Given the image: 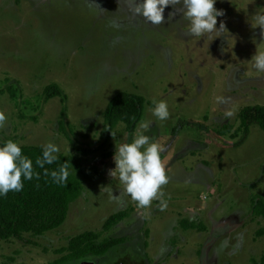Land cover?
I'll use <instances>...</instances> for the list:
<instances>
[{"label": "rangeland", "instance_id": "rangeland-1", "mask_svg": "<svg viewBox=\"0 0 264 264\" xmlns=\"http://www.w3.org/2000/svg\"><path fill=\"white\" fill-rule=\"evenodd\" d=\"M132 6L0 0V111L7 116L0 145L56 143L59 156L79 158L82 171H71L84 188L58 230L0 242V264H55L59 250L85 232L122 243L73 264H257L264 255V219L252 213V199L264 200V131L253 125L234 146L243 136L241 112L264 108V73L251 63L264 51V29L252 18L264 13V0H217L224 13L217 28L222 22L225 30L202 37L189 36L179 14L168 23L172 8L154 26ZM49 87L60 96L48 98ZM120 93L145 99L143 118L131 132L120 124L107 140L104 112ZM160 100L169 107L165 121L152 115ZM225 127L230 132L218 140ZM137 134L164 148L165 210L158 200L139 208L118 170L110 175L116 147ZM118 213L128 217L104 231Z\"/></svg>", "mask_w": 264, "mask_h": 264}, {"label": "clouds", "instance_id": "clouds-1", "mask_svg": "<svg viewBox=\"0 0 264 264\" xmlns=\"http://www.w3.org/2000/svg\"><path fill=\"white\" fill-rule=\"evenodd\" d=\"M216 3L217 0H132L133 6L130 11L145 23L158 26L166 22V9L172 8L173 11L169 12L167 17L168 23L179 14L189 23L187 34L191 37H202L225 30L222 22L217 28L218 18L224 13L216 9ZM252 18L256 28L264 29V13L257 12ZM251 63L257 73H264V51H256ZM153 104L155 105L152 109L153 116L160 121L169 119L170 112L166 101H153ZM6 124L7 116L0 111V129L6 127ZM141 127L148 129L150 124L145 122ZM60 151L56 143L48 142L43 146L42 157L36 159L35 166L44 169V175H50L57 185H66L72 174L71 170H74L69 162L61 163L57 170L51 172L46 168V165L58 162ZM163 152L164 148L160 144L144 134H137L131 143H123L116 147L114 155L116 167L110 175L113 176L118 170L119 180L125 186V193L137 202L139 208L150 207L154 200L160 202L161 210L168 206L162 190L163 186L169 183L161 159ZM33 178L37 180L40 178V174L35 171L33 160L23 155L18 142L4 141L0 145V197L6 196L9 192L23 191L24 181H31ZM104 190L109 191L108 187H104Z\"/></svg>", "mask_w": 264, "mask_h": 264}, {"label": "trees", "instance_id": "trees-1", "mask_svg": "<svg viewBox=\"0 0 264 264\" xmlns=\"http://www.w3.org/2000/svg\"><path fill=\"white\" fill-rule=\"evenodd\" d=\"M45 93L48 98L60 96L58 89L52 87L47 88ZM145 105L146 101L141 96L128 93L116 95L104 112L103 133L106 139L109 140L114 136L112 133H115V129L120 124L125 125L127 131H133L142 121ZM239 120L243 136L240 143L234 145L235 147L245 141L251 126H258L264 131V108H246L241 112ZM197 132L200 131L197 130ZM229 132L230 128L225 127L216 131L215 134L220 140ZM73 148L82 154H89L88 151L74 146ZM22 152L23 155L33 160L35 171L40 174V178L24 181V189L19 193L9 192L6 196L0 197V242L12 239L22 240L26 235L40 237L58 230L66 222L70 206L83 194V185L73 173L69 176L66 185H57L50 175H44V169L35 166L36 159L42 157V148L22 147ZM65 162H69L75 171H82L79 158L70 156H59L57 163L46 165V168L51 172L57 170L60 164ZM252 213L264 219L263 199H252ZM127 217V213L111 216L103 226L104 231H109ZM187 228L197 229L194 225H187ZM121 243V239L99 241L98 234L85 232L70 239L67 247L59 250L63 256L55 264H73L88 256H104ZM257 264H264V255Z\"/></svg>", "mask_w": 264, "mask_h": 264}, {"label": "flooded vegetation", "instance_id": "flooded-vegetation-1", "mask_svg": "<svg viewBox=\"0 0 264 264\" xmlns=\"http://www.w3.org/2000/svg\"><path fill=\"white\" fill-rule=\"evenodd\" d=\"M119 246V245H118ZM105 259H106V257H105ZM105 259H103V260H105ZM101 261V260H100ZM97 262H99V261H97ZM118 262L119 261H117V263H115V264H118ZM144 264H146V262H143ZM95 264H98V263H95ZM99 264H100V262H99ZM101 264H103V263H101ZM119 264H122V262H120ZM128 264H131V263H128Z\"/></svg>", "mask_w": 264, "mask_h": 264}]
</instances>
